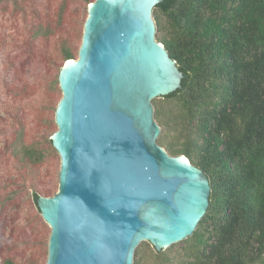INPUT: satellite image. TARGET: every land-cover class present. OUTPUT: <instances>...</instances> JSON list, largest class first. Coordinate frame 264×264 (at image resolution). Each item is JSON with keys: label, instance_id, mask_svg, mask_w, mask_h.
<instances>
[{"label": "water", "instance_id": "95a60500", "mask_svg": "<svg viewBox=\"0 0 264 264\" xmlns=\"http://www.w3.org/2000/svg\"><path fill=\"white\" fill-rule=\"evenodd\" d=\"M162 1L87 5L78 57L58 74V190L35 203L51 228L45 264H134L141 242L166 249L207 211V175L158 142L153 99L183 77L156 37Z\"/></svg>", "mask_w": 264, "mask_h": 264}, {"label": "trees", "instance_id": "16d2710c", "mask_svg": "<svg viewBox=\"0 0 264 264\" xmlns=\"http://www.w3.org/2000/svg\"><path fill=\"white\" fill-rule=\"evenodd\" d=\"M67 3L58 5L59 18ZM31 5L14 0L12 11L34 28ZM153 15L157 40L183 74L178 89L153 99L158 142L200 167L211 192L190 236L162 250L143 241L139 246L152 247V260L144 261L138 246L134 264H264V0H163ZM49 17L35 27L39 36L56 33L59 20ZM61 54L65 62L78 50L64 39ZM59 87L57 75L52 88ZM19 93L11 92L12 106L29 95ZM48 114L36 124L56 127ZM20 128L8 135V157L21 169L19 178L40 180V167L58 151L51 137L30 141ZM34 186L36 204L40 195H53L43 182ZM40 260L36 256L31 264ZM0 264L18 263L6 254Z\"/></svg>", "mask_w": 264, "mask_h": 264}, {"label": "rangeland", "instance_id": "374dc122", "mask_svg": "<svg viewBox=\"0 0 264 264\" xmlns=\"http://www.w3.org/2000/svg\"><path fill=\"white\" fill-rule=\"evenodd\" d=\"M30 1L34 23H37L34 28L25 16L15 19L14 0H0V235H5L2 241L0 239V263L6 254L13 256L18 264H31L36 256L41 264L46 263L51 228L35 205L32 182L37 189L43 182L52 194L56 193L61 159L59 154L48 155L40 167V180H22L18 177L21 169L18 171L13 158L8 157L11 151L8 135L22 127L20 129L30 141L45 140L58 129L57 124L56 127H42L41 122L39 126L36 123L47 113L50 118L51 115L55 117L62 91L60 87L54 90L52 85L64 64L61 44L66 39L79 50L88 15L89 1L86 0ZM64 1L68 2V7L64 6L59 18L57 7ZM47 16L59 20V25L54 35L42 37L35 32V27L45 23ZM18 91L29 95L12 106L11 92ZM18 134L15 133L14 138ZM139 248L144 261H151L152 247L144 242Z\"/></svg>", "mask_w": 264, "mask_h": 264}]
</instances>
